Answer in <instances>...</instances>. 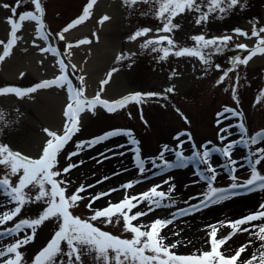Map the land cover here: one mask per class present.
<instances>
[{"label":"snow or ice","instance_id":"snow-or-ice-1","mask_svg":"<svg viewBox=\"0 0 264 264\" xmlns=\"http://www.w3.org/2000/svg\"><path fill=\"white\" fill-rule=\"evenodd\" d=\"M24 2L25 0H15L14 6L0 3V8L9 12L5 18L8 26L7 38L0 39V49H2L0 63L12 55L13 49L22 39L18 33L25 23L32 22L35 38L47 44L46 47H41L34 39L33 46L39 48L41 53H50L56 57L55 63L58 65L59 74L27 89L15 86L0 87V96L14 95L18 99H23L38 90L57 88L66 90V103L62 111L64 118L62 128L43 130L47 139L38 157L28 156L14 150L9 144L0 142V197L4 198L0 200V240H9L8 243L0 245V264H264V202L259 203L255 210L239 218L209 224L204 237L203 250H197L191 254H177L173 249L178 247V243H166L168 237L162 234L163 230L173 223V219L156 218L150 222L142 219L157 209L173 207L175 202L171 200L170 194L175 191V185L171 183V177L151 185L138 194L126 192L121 200L117 202L108 200L100 207H94L97 201L110 197L121 189H132L140 181L126 182L119 188L90 193L88 191L90 188L109 179L105 176L97 180L96 184L87 186L79 184L74 190H69L72 181L66 177L83 163V161H74L73 157L111 138L124 136L127 137V143L132 146L130 150L134 153V165L140 176L147 177L149 173L163 175L166 170L187 168L193 164L203 166L194 169L193 174L199 179L193 183L204 182L206 188L198 196L189 198L198 202L189 204V201H184L187 207L171 213L173 218L191 215L245 192L252 193L258 190L264 192V129L250 132L244 123L243 112L233 107L223 106L222 110L216 114L219 145L207 141L197 146L190 132L181 131L173 137V140L177 142L174 147L165 144L155 156L142 158V152L138 146L140 142L134 137L132 131L113 129L89 140L74 141V149L66 153L64 159L67 163L61 168V154L81 131L83 113L89 112L95 115L97 107L103 108L108 113H115L132 103L141 105L146 102V98L166 100L168 97L163 93H173L175 85L166 87L163 93L137 92L115 100L103 99L104 86L110 82L112 75L117 71L112 69L100 82V89L95 95L91 98L87 97L84 87L85 78L78 77L79 84L74 85L67 74L69 65L61 56L67 55L70 58V49L88 44L90 41L80 39L75 44L67 43L62 53L49 43L51 34L47 31L44 21L43 0H28L32 10L18 12ZM96 3L97 0H87L81 14L56 34L58 39L64 41L66 33L90 19ZM122 3L131 10H135L140 4L147 5L148 8L142 10L140 14L150 15L158 21V26L155 28L136 29L128 37L130 41L145 38L140 43V48L156 53L158 62L167 61L170 57L192 58L204 66L205 71L215 67L217 71H222V75L216 81L217 86L224 84L229 74L236 72L238 67L247 66L258 54L264 55V26H258L257 23L252 24L250 33L239 28L233 30L234 35L246 39L255 38V43L251 47L245 43L233 45V35L228 34L209 37L207 33L201 32L190 35L189 39L193 42L191 45L179 42L175 38V32L183 27L177 22L178 17L194 14L192 22L199 27L207 24L210 17L215 14H220L217 18H223V15L233 9L243 8L245 0H122ZM109 19V16L104 15L98 23L103 24ZM230 47L238 54L230 57V67L222 70L220 65L213 64L212 58L223 54ZM122 59H128V55L120 54L116 57L117 62ZM75 67L71 65L73 70ZM23 75L21 73V76ZM177 75L178 73L173 70L169 79ZM235 79L238 83L239 76ZM224 91L227 92L229 89L225 88ZM231 96L232 100L239 105L236 84L231 87ZM262 100H264V89L260 90L255 103L259 104ZM181 116H183L182 113ZM183 118L185 123H188L187 118ZM234 118L238 120L237 123L224 124L225 120L231 121ZM0 123H7L2 111H0ZM233 129L236 131L233 132ZM237 133L238 139H229ZM184 137L186 139H182ZM186 144L191 146L190 155H185ZM117 147H123V145H117ZM240 147L247 151L241 153L240 158H234V150ZM169 153L174 156V160L167 159ZM119 154L124 155L123 152ZM213 154H219L224 161L220 167L227 171L231 181L227 187L215 186L220 172L218 167L213 165ZM100 156L109 158L105 153H100ZM97 162L102 161L97 160ZM242 168L249 170L248 177L243 180L236 174ZM153 169L159 171L153 172ZM119 174L114 173V175ZM164 185H169L167 191L161 190ZM83 193L87 195H82ZM82 201H87L84 207L90 213L86 218L73 213V209L80 207ZM29 205L43 207L33 216H22ZM141 205L145 207L141 208ZM134 209L138 210L134 211ZM49 221L55 225L51 238L30 260L27 259L22 249H26L34 242L38 230ZM95 222L105 226H120L122 233L115 235L102 229ZM6 225L11 226L5 227ZM221 228H227L230 231L225 234L221 232ZM244 233L248 234V240L245 243L234 249H224L235 235ZM174 234L178 235V233ZM257 241L259 245L255 246ZM254 246L255 250L248 256L243 255Z\"/></svg>","mask_w":264,"mask_h":264},{"label":"rangeland","instance_id":"rangeland-1","mask_svg":"<svg viewBox=\"0 0 264 264\" xmlns=\"http://www.w3.org/2000/svg\"><path fill=\"white\" fill-rule=\"evenodd\" d=\"M100 1L102 0H97V2ZM108 1L111 3L115 1L118 2L116 6L108 12L107 10H100L99 7L93 8L91 18L84 24L77 26V28H81V30L70 36H66L65 34V40L60 41L56 34L81 14L87 0H43V6L45 8L44 21L47 26V31L51 34L49 43L57 47V49L63 53L67 43L71 42L75 44L80 39H87L90 41L88 44L74 46L70 49V58L67 55L61 56V58L65 60V63L69 65L67 74L74 85H78V77L83 76L85 78V95L91 98L100 89V82L106 78V74L112 69H117L114 74H119L118 85L123 89L127 88L125 89L127 91L115 97H110L112 95L108 97L104 94L107 84L104 86V91L102 93L103 99L115 100L124 95L137 92L163 93V90L171 85H175V91L171 94L163 93L168 97L166 100L162 98H146V102L141 105L132 103L115 113H108L101 107L95 109V115L89 112L83 113L81 117V131L73 138V142H70L69 145L66 146L64 153L61 154V168L67 163L64 159L66 153L74 149V141L89 140L113 129L131 130L134 137L140 142L138 146L141 149L142 158L155 156L160 151L161 146L165 144L174 147L177 142L173 140V137L181 131L190 132L197 146L207 141H212L214 144L219 145L217 139L218 128L216 126V114L222 110L223 106L233 107L237 111L243 112L244 123L250 132L264 129V100L259 104L255 103L260 90L264 89V62H249L247 66L238 67L236 72L229 74L224 84L217 86L216 81L219 79L220 75H222V71H217L215 67L205 71L204 66L200 65L197 60L192 58L176 59L170 57L167 61L158 62L156 53L140 48L139 45L145 38L138 39L134 42L128 39L138 28H155L158 26V21L155 18L150 15L142 16L140 14L142 10L148 8L147 5L140 4L135 10H131L124 6L122 0ZM0 3H8L14 6L15 0H0ZM28 10H32V6L28 0H25L18 9V12ZM8 15L9 12L7 10L0 8V39L6 40L7 38L8 26L5 22V18ZM104 15L110 17L108 21H111L112 29L107 30L106 33L103 34V32H101V27L108 21L99 24L98 20ZM193 15L194 14H186L183 17L177 18V22L183 25L180 30L175 32L177 41L186 45H191L193 42L189 39L190 35L205 32L209 37L224 34L233 35V45L245 43L251 47L255 43V38L246 39L234 35L233 30L239 28L250 33L253 23H257L258 26H264V0H245V6L243 8L237 7L226 15H223V18H217L220 14H215L210 17L207 24L199 27L192 22ZM18 35L22 36V39L13 49L12 55L5 60L6 62L8 61V63H4L5 61L0 63V87L15 86L21 89H27L35 86V84L44 79H51L59 74L58 65L55 63L56 57H53L50 53H41L39 48L33 46V40L36 38L34 24L32 22H26ZM110 42H113L114 46H111L109 44ZM36 43L41 47L47 46V44L39 39H36ZM102 49L106 50L104 51L105 53L110 52L111 56L106 66L103 68L102 74L91 83L89 81L90 76L88 75V71H85V66L91 61L93 52L95 51L98 54ZM120 54H127L128 59H122L117 62L116 57ZM236 54L238 53L230 47L223 54L214 56L212 58L213 64L220 65L222 70H226L230 67V57ZM240 54L246 55L247 53ZM15 56V61H11V57L14 58ZM258 56L261 55L258 54L255 57ZM29 58L35 60L34 67L29 65L27 60ZM19 59H23L24 61H18ZM2 64H7L5 67H9L13 70V75H15H4L6 68L4 71H1ZM71 65L76 66L75 70L71 68ZM173 70H175L178 75L169 79ZM21 73L24 75L21 76ZM237 76H239L238 83L235 79ZM233 84L237 86L239 105L232 100L231 87ZM225 88H228L229 91L225 92ZM47 94L59 97L63 104L62 107H64L66 103L65 89L51 88L38 90L36 93L30 94V96L23 99H18L14 95L0 96L11 99L9 100L10 106L0 110L4 113V118L7 121L6 124L0 123V142L7 143L11 147L13 143L17 142L27 147L39 140L37 145L38 152L33 157L39 156L47 139L43 131L45 128H48L46 126L47 119L45 117L54 116L55 111L59 108L54 101L46 105L44 101L46 98L44 97H46ZM62 111L63 110L58 111V115L60 114L62 119L61 125L56 128L48 129L58 130L62 128L64 119ZM129 113L131 115H129ZM181 113L183 116H181ZM141 117H143V119H141ZM183 117L187 118L188 123H185ZM237 122L238 120L234 118L231 121L225 120L224 124H235ZM235 131L236 130L233 129V132ZM238 138L239 135L237 133L229 139ZM182 139H186V137ZM117 145H123V147L118 148ZM131 147L132 146L127 143V137L120 136L111 138L94 148L81 152L79 156L73 157L74 161H83V163L66 177V179L72 181L69 185V190H74L79 184H84L85 186L96 184L97 180L105 176L109 177V179L101 184H97L96 187L90 188L88 191L90 193L107 191L114 187L119 188L120 185L126 182L135 183L138 180L140 181V183L135 184L134 188L128 190L121 189L115 192V194L122 192L116 198L108 199L112 202H117L122 199L126 192L133 195L138 194L155 184V182L150 184L151 181L156 180L158 183H161L164 179L170 177L167 178L170 173L179 172L178 168H174L166 170L163 175H153L152 173H149L147 177L138 175L133 160L134 153L130 150ZM13 149L16 150L15 148ZM246 151V149L240 147L234 150V153L238 155L237 158H240L239 154ZM121 152H123L124 155H120L119 153ZM100 153H105L109 158L105 159L100 156ZM190 154L191 146L186 144L185 155ZM93 157H95V159H93ZM122 158H125L124 162L119 160ZM167 159L171 161L175 158L169 153L167 154ZM97 160H101L102 162L98 163ZM212 161L215 163L214 166L218 167V170L221 172L215 182V186L227 187L231 181L228 178L227 171L220 167L224 162L223 159L219 154H213ZM121 164L126 165L125 170L120 169L123 168ZM146 166L151 167V165ZM192 167V174L195 168H202L201 165L195 164H193ZM157 171L159 170L153 169V172ZM114 173L120 174L114 175ZM236 174L243 180L248 177L249 170L242 168ZM198 179L199 178L194 174L191 177H187V181L183 184L186 185L188 189L181 190L178 196L171 199L175 202L173 207L169 209H157L161 214V218H172L174 222L178 221L180 218L190 216L173 218L171 217V213L180 208L187 207L188 205L185 204L184 201H189V204L198 202L189 199L190 197L198 196L206 188L204 182L193 183ZM82 195H87V193H83ZM251 195H258V197H255V207L239 212L235 218H239L249 211L255 210L259 203L264 202V192L259 190L252 193H243L232 199L241 197L247 198ZM2 199L4 198L0 197V200ZM108 200L105 197L100 200L99 204H95L94 207L103 206ZM165 202L167 203L170 201ZM85 203H87V201H82L80 207L73 209L74 215L81 216L82 218H86L90 215L88 210L84 207ZM217 205L210 206L202 211ZM42 207V205H29L22 213V216H33L37 214ZM140 207L144 208L145 205H141ZM136 210L138 209H134V211ZM17 219H19V217ZM144 221L150 222L151 220L146 218ZM95 223L102 229L112 232L115 235H121L122 233L120 226H105L99 224V222ZM7 226L11 225H6L5 227ZM54 227L55 225L53 222L49 221L38 230L34 242L28 245L26 249H22L27 259L30 260L31 257L47 243L51 238ZM228 231H224V233L226 234ZM124 235L127 236L129 234ZM232 240L234 243L235 241L243 243L248 240V235L240 236L235 239L233 238ZM8 242L9 240H0V245ZM256 243L259 245V241ZM204 248L205 245H203L202 248L192 250H180L176 248L173 249V251L177 254H191L197 250H203Z\"/></svg>","mask_w":264,"mask_h":264},{"label":"bare ground","instance_id":"bare-ground-1","mask_svg":"<svg viewBox=\"0 0 264 264\" xmlns=\"http://www.w3.org/2000/svg\"><path fill=\"white\" fill-rule=\"evenodd\" d=\"M118 1L115 2H109L108 0H102L100 2H97V4L95 5L94 9L96 7H99L100 10H107V12L109 10H112L115 6L116 3ZM107 8V9H106ZM111 21L105 23L102 25L101 27V32L106 33L107 30H111L112 26H111ZM81 28H75L73 30H70L69 33H66V36H70L73 35L74 33H77L78 31H80ZM111 46H114L113 42L109 43ZM106 50H101L98 54L94 51L93 52V56L91 61L86 64L85 66V71H88V75L90 76L89 81L91 83H93V80L95 78H99V76L102 74V70H104L103 68L106 66L107 61L109 60L110 52H104ZM13 57H11V61H15L16 56L12 59ZM24 61L23 59H19L18 61ZM29 62L30 66L35 65V60L33 58H29L27 59ZM25 60V61H27ZM254 62H264V55L258 56V57H254L252 61H250V63H254ZM4 63H8V61L4 62ZM5 65L7 64H2L1 66V71H4V69L6 68ZM17 68V67H16ZM16 70V69H15ZM4 75L6 76H14L13 75V70H11L9 67L5 69L4 71ZM118 77L119 74H114L112 76V78L110 79V82L108 83L107 87H106V92H104V94L106 96H110V97H115L117 95L122 94L123 92L127 91L125 89L127 88H121V86L118 85ZM158 81V80H157ZM46 98L44 101L46 103V105L48 103H51L52 101H54L56 103V105L59 107L57 109V111H55V115H51L48 117H45L47 119V124L46 126L48 128H56L59 127L62 123V119L60 117V114L58 115V111L63 110V104L62 101L59 97L57 96H51V95H46ZM11 99L8 98H4V97H0V110H2L4 107H8L10 106V101ZM61 101V102H60ZM60 104V105H58ZM38 141H35L34 144H30L29 146H23L21 145V143H13L12 147L15 148L16 150H20L22 153L33 157L38 151H37V145H38ZM237 154L234 153V158H237ZM241 156V154H239V157ZM120 161L124 162L125 158L119 159ZM108 164V163H107ZM104 164V165H107ZM213 165H215V163H213ZM121 166L123 168H120L122 170H125L126 165L121 164ZM203 167V166H202ZM174 169V168H173ZM192 165H189L187 168H178L179 172H172L170 173L167 178L173 177L172 178V184L175 185V191L173 193H171L170 195L172 196L171 199H174L173 197L178 196V194L181 193V190L184 189H188L186 187V185H184L183 183L187 181V177H191L193 176L192 174ZM220 172V170H218ZM221 173V172H220ZM176 175V177H175ZM186 179V180H185ZM174 180V181H173ZM153 182H155V184H157L158 182L156 180L151 181L150 184ZM149 184V185H150ZM137 186H141V185H137ZM169 185H164V187L161 189L163 191H167ZM122 193V192H120ZM120 193H113L110 197H106V199H110V198H116ZM255 195H251L246 197H241L238 199H230L227 201H224L220 204H218L217 206L213 207V208H209L205 211H200L198 213H195L193 215H190L189 217L186 218H180L178 221H174L171 225L168 226V228H165L163 230V235L167 236L168 239L166 240V243H173V242H177L178 243V247L177 249L180 250H192V249H196V248H202L204 245V237L206 234V230H207V226L209 224H218L219 221H228V220H232L235 219L236 215L241 212L244 211L245 209H251L253 207H255L254 201H255ZM100 201H97L96 204H99ZM149 219V220H153L156 218H161V214L159 212V210H156L155 212L151 213L149 216L147 217H143L142 219ZM229 229L227 228H221V232L224 233V231H228ZM174 233H178V235H175ZM248 235L247 233L244 234H237L235 235L233 238H237L240 236H245ZM233 240H230L225 246V249H234L235 247L245 243H241L238 241L232 242ZM237 243V244H236ZM255 246H258V243H256ZM255 246L251 249L248 250V252H246L245 254H243L244 256L249 255L253 250H255Z\"/></svg>","mask_w":264,"mask_h":264}]
</instances>
